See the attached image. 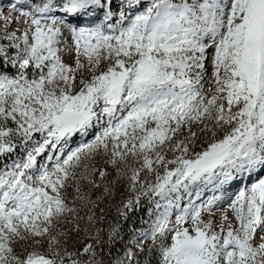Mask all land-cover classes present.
Returning a JSON list of instances; mask_svg holds the SVG:
<instances>
[{"label":"snow or ice","instance_id":"6c2138e0","mask_svg":"<svg viewBox=\"0 0 264 264\" xmlns=\"http://www.w3.org/2000/svg\"><path fill=\"white\" fill-rule=\"evenodd\" d=\"M11 8L0 264H264V0Z\"/></svg>","mask_w":264,"mask_h":264},{"label":"rangeland","instance_id":"374dc122","mask_svg":"<svg viewBox=\"0 0 264 264\" xmlns=\"http://www.w3.org/2000/svg\"><path fill=\"white\" fill-rule=\"evenodd\" d=\"M24 0H16V2H11L10 0H0V11L3 12L4 15H8L11 12V15L13 17H16L19 15L18 11H15L11 8V5L16 4L18 7L19 5L23 4ZM24 18L20 17L19 22H13L7 29V31L11 32L13 30L16 29H23L25 27L24 23H23ZM3 42V41H0ZM71 43V41H69V44ZM63 59L65 62L67 63H71L72 62V54L71 53H65L63 54ZM205 87H207V83L205 84ZM76 141L73 142V146H75ZM233 194L235 190H231ZM230 191V192H231ZM226 207V203L224 205H222V208ZM229 215H231V213H229ZM216 222H217V226L219 225V214H217L216 216ZM259 242V240L257 241Z\"/></svg>","mask_w":264,"mask_h":264},{"label":"trees","instance_id":"16d2710c","mask_svg":"<svg viewBox=\"0 0 264 264\" xmlns=\"http://www.w3.org/2000/svg\"><path fill=\"white\" fill-rule=\"evenodd\" d=\"M140 216H144V214L143 213H140V214H138V216L135 218V220H134V224H135V227H137V228H139L140 226H141V220H140ZM144 218L146 219L147 217L146 216H144ZM130 224L132 223V221H130L129 222ZM124 231H125V240H127V239H129L130 238V231H129V224H126L125 226H124ZM121 247V245H116V247L115 248H113L112 249V253H113V255H116V254H118L117 253V250L119 249Z\"/></svg>","mask_w":264,"mask_h":264},{"label":"bare ground","instance_id":"6f19581e","mask_svg":"<svg viewBox=\"0 0 264 264\" xmlns=\"http://www.w3.org/2000/svg\"><path fill=\"white\" fill-rule=\"evenodd\" d=\"M70 41V40H69ZM69 41H68V43H69Z\"/></svg>","mask_w":264,"mask_h":264}]
</instances>
